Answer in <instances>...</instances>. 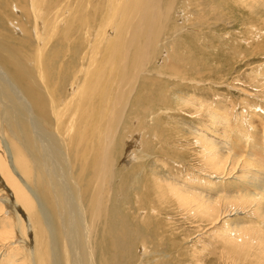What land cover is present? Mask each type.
I'll use <instances>...</instances> for the list:
<instances>
[{"label": "bare ground", "instance_id": "6f19581e", "mask_svg": "<svg viewBox=\"0 0 264 264\" xmlns=\"http://www.w3.org/2000/svg\"><path fill=\"white\" fill-rule=\"evenodd\" d=\"M11 1L17 2L25 24L10 18ZM29 1L30 12L23 0H0V22L5 23L0 27V264H10L17 254L29 264H121L131 258L132 237L127 239V229L120 228L128 223L114 217L119 200L113 197L129 189L128 183L137 175L130 165L129 146L140 144L139 152L143 151L151 128H156L150 104L163 106L164 96L170 100L163 112L186 106L197 115L207 111L211 120L209 128L194 127L190 136L209 170L199 176L223 180L230 177L231 169L247 174L253 168L252 161L230 148V134L240 119H231L218 107H207L206 101L191 96L180 95L179 102L172 99L174 87L194 81L181 72L187 68V55L194 53L192 37L204 46L194 29L200 27L203 14L192 9V0H101L75 9L60 4L52 17L55 0L46 6L40 0ZM188 15L192 21H187ZM75 18L83 22L81 30L68 25ZM183 29L188 30L181 33ZM81 31L77 44L74 38ZM253 123H248V129L258 125L264 137V123ZM126 124L136 129L127 133L132 136L130 143L123 139ZM122 157L129 158L127 167L120 166ZM263 159H255L263 175L257 180L259 186H264ZM115 168L123 171L116 174ZM118 177L121 182L115 185ZM160 178L172 193L168 195L194 211L216 213L224 210L222 205L228 209L250 203L229 193L219 199L228 192L225 185L206 186L209 183L203 184L197 175L178 181L173 176ZM135 211L142 209L138 206ZM21 214L26 223L18 221ZM16 231L24 237L21 244L14 239ZM224 239L232 242L227 236ZM7 244L10 247L5 249Z\"/></svg>", "mask_w": 264, "mask_h": 264}, {"label": "rangeland", "instance_id": "374dc122", "mask_svg": "<svg viewBox=\"0 0 264 264\" xmlns=\"http://www.w3.org/2000/svg\"><path fill=\"white\" fill-rule=\"evenodd\" d=\"M28 1L23 0L28 10L24 9L30 12ZM55 1L56 6L51 7L50 17L60 4H62L61 7L75 9L78 5L84 6L85 3L95 6L101 0H94L95 2L93 0ZM203 1L192 0V9L198 10L197 15L203 14L200 23H198L200 27L194 29L196 30L195 34L200 35V38L203 39L204 46H200V39L192 37L194 53L187 55V59L184 61L187 68L181 69V72L187 74L186 77L194 81L174 87L172 99L179 102L180 95L184 99H189L191 96L194 100L206 101L207 107H218L231 119L235 116L241 122L244 121V123L240 122L239 125L238 123L235 124L238 126L235 132L230 134L229 141L232 144L230 148L233 147L234 153L236 152L252 161L253 168L250 167L252 169L249 170V174L237 168L234 171L231 169V173L227 172L230 177L227 176L223 180L219 178L208 180V177L203 179L197 173H201L203 176V174L209 173V170L205 166L201 153L199 154L197 145L194 144L190 136L195 133L194 127L209 128L211 126L207 111L197 115L193 113L196 111L194 108L187 109L186 106H177L172 111L165 113L162 108L167 106L170 99L164 96L165 104L163 106L151 102L150 105L155 118L153 126L156 125L154 126L156 128H151L153 131L150 130L151 138L146 139L147 146L143 147L142 152H139L141 150L140 144L129 146V150L133 154L130 165L136 169L137 175L132 177V181L128 183L129 189L121 193H114L113 197L117 201L119 200L118 209H115V213L117 211L118 213L114 217H118L119 221L121 219L127 221L128 226H120V228L123 231L127 229L126 234L129 233L127 239L129 236L132 237L129 240L132 247L131 258H124L126 260H122L121 264H264V201H262L264 200V186H259L260 184L257 183V180L263 179V175L259 173L260 168L257 167L258 164L255 160H258L259 157L264 158V137L260 132L261 128L257 129L259 128L258 125L257 128L254 126L256 129H248L250 121L254 122L253 125L264 123V0H216L215 4L209 0H205V3ZM48 2L49 0H40V5L46 6ZM16 3L10 2V18L16 20L15 22L18 24H25L26 17L20 15V8ZM54 3L53 1L52 4L54 5ZM214 9L216 10L214 11ZM191 16H187V21L193 20V16L192 18ZM196 18L198 22L199 17ZM60 21L61 26L63 24L61 18ZM68 25H74L81 30L83 22L79 18H75L73 21L70 20ZM1 26H5V23L0 22ZM185 30L188 29H183L181 33ZM81 39L82 31L75 36L74 41L78 44ZM189 45L192 47L191 43ZM79 48H82V44ZM153 126L151 121L149 127ZM125 127L127 131L123 134L124 143L125 141L133 142L132 136H128L127 133H130V130L131 133H134L133 130L136 129H129L127 124ZM255 130L260 133L253 132ZM248 131L250 136H245ZM245 137L247 138L245 139ZM148 144L152 147L149 148ZM126 147L128 148L127 145ZM150 153L153 156L152 154L147 156ZM148 159H150L149 163L146 164ZM127 161L129 158L122 157L120 166L125 165L127 167L129 165L126 163ZM114 170L116 174L123 171L121 168ZM252 171L254 173L251 175ZM186 175H197L203 179V184L209 183L206 186L211 184L225 185L223 187L227 188L228 192L219 196L221 200L225 198L226 194H232L233 197L248 200L250 203L245 206L232 205L230 206L231 209L229 207L225 209V205H222L223 213L220 209L216 213L191 210L187 207L188 204L181 203L172 195L167 194V192H171L163 185L160 178L161 176L162 178L173 176L178 181L177 178ZM120 182L119 177L114 180L115 185ZM252 182H255L256 187ZM205 188L209 191L207 187ZM214 189L220 190V187ZM138 206L142 209L141 212L135 211ZM236 208L239 212L234 210ZM21 216L24 219L19 217L18 221L26 223V217L22 214ZM2 217L3 215L0 214V220ZM14 236V239H17L16 242L20 240L17 242L18 244L23 243L24 237L21 238L19 231H16ZM226 236L231 238L232 242H227L224 239ZM237 237L238 239H236ZM9 241L12 242L13 240L8 239ZM9 245L7 244L5 249L10 247ZM31 246H33V241ZM31 246L29 245V248ZM10 260L11 263L20 261L18 264H29L18 254Z\"/></svg>", "mask_w": 264, "mask_h": 264}]
</instances>
